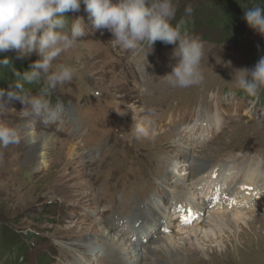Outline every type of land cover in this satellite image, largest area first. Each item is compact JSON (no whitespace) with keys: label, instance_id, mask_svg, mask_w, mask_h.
<instances>
[{"label":"rangeland","instance_id":"obj_1","mask_svg":"<svg viewBox=\"0 0 264 264\" xmlns=\"http://www.w3.org/2000/svg\"><path fill=\"white\" fill-rule=\"evenodd\" d=\"M188 4L193 13L185 18L184 29L200 39L204 53L200 64L204 81L197 87L180 89L166 84L163 76L174 63L170 58L173 45L157 41L152 50L142 47L138 71L125 64L120 49L110 45L111 33L91 30L81 4L79 12L65 15L83 18L88 25L85 35L55 61L75 69V78L49 97L52 106L61 105L57 120L44 125L39 118L24 117L19 101L0 100V124L15 127L20 134L19 144L0 149V264H121L123 257L117 255L116 263L108 253L85 257L86 248L80 243L90 239L100 244L94 239L102 238L106 229L121 237L114 228L118 220L127 219L137 206L143 207L140 203L144 205L149 196L161 197L162 186H173L167 172H174L168 179L175 177L177 184H188L187 175L178 174L179 163L205 159L210 164L221 160L240 165L235 156L253 154L264 162V90L258 98L250 97L234 85L237 70L252 68L264 56V37L251 29L233 36L234 31L221 29L224 24H214L213 0H179L173 24L184 16ZM0 56H7L12 68L21 73L39 58L33 53L27 59H16L15 51ZM11 66L0 68V83L5 84L0 89L11 85ZM24 87L38 93L37 85ZM198 88L208 93V101L227 117L229 127L196 147L191 144L186 158L180 144L189 148V140L176 133L186 119L165 109L175 102L181 108L192 106ZM68 109L74 111L76 124L67 119L66 115H73ZM148 109H154L150 138L122 139L130 125L143 122ZM121 111L126 115L121 117ZM41 132L52 133L56 140L49 142L39 164ZM72 145L76 151L70 160L67 153ZM255 204L239 211L246 212ZM249 213L245 224L233 228L212 226L195 234L191 228L200 229L195 223L183 226L184 232L176 236L181 239L174 244L170 240L180 227H170L164 233L165 242L174 246L176 255H170L167 264H264V206ZM159 251H155L159 257L167 258ZM133 253L130 249L129 255ZM143 259L138 264H145Z\"/></svg>","mask_w":264,"mask_h":264},{"label":"clouds","instance_id":"obj_2","mask_svg":"<svg viewBox=\"0 0 264 264\" xmlns=\"http://www.w3.org/2000/svg\"><path fill=\"white\" fill-rule=\"evenodd\" d=\"M179 0H0V53L15 51L16 59H27L35 53L39 58L21 72L12 68L10 59H0V68L11 66L16 79L7 89H0V100L19 101L24 117L39 118L48 125L57 120L61 105L52 106L49 97L58 86L75 78V69L55 63L68 49L74 48L85 35L84 19H69L65 13L81 10L87 14L91 30L111 33L110 45L120 50H137L147 46L152 50L159 41L173 45L171 71L163 76L171 88L186 89L202 84L200 64L203 44L185 29L186 17L193 7L184 8V16L173 24ZM243 19L255 33L264 37V7L259 4L244 10ZM88 26V25H87ZM234 85L250 97L264 90V56L248 69L236 71ZM25 84L37 85L32 94ZM154 109H148L143 122L129 127L122 139H147L153 133ZM121 117L125 111L118 113ZM20 143L19 131L0 124V149ZM2 154V153H0Z\"/></svg>","mask_w":264,"mask_h":264},{"label":"bare ground","instance_id":"obj_3","mask_svg":"<svg viewBox=\"0 0 264 264\" xmlns=\"http://www.w3.org/2000/svg\"><path fill=\"white\" fill-rule=\"evenodd\" d=\"M67 111L73 114L69 116L66 115L67 119L73 120V122L76 124L78 120L74 111H72V109H68ZM213 119H214L213 115L210 114L200 115L198 113L196 119L194 120V124L190 125L188 127V130L193 131L195 127L198 125L201 126L202 129L206 130L209 128V126L206 124L205 121L213 120ZM80 134L82 135L83 131H81ZM40 136L42 138L40 145L43 150L42 152L40 151L39 154V160H38L39 164L42 162L41 154L47 151L48 150L47 148H49V142L53 139L56 140L55 136L52 133L41 132ZM30 141L33 142L34 139H31ZM188 147L189 148L184 147L181 150L182 153L186 154V156H184L186 158L187 156H189L188 151L190 150L191 146L189 145ZM69 149L71 153L69 152L67 154L69 156V159L71 160L70 157L71 155H73L72 153L76 151V148L75 146L72 145L70 146ZM61 153L63 152L60 150V154ZM191 163H192L191 171L198 172L195 178V182H196V186H199V188H197L198 192L195 195V197H199L201 205L204 204L208 198L211 199L212 203L208 212L209 211L211 212L212 210H222L216 213H210L209 217L207 215L206 216V218L208 217L207 223L199 224L200 226L199 230L196 228H191V232L196 234L197 231L202 232V228L206 229L207 227H212V226L220 227L223 229L224 227L233 228L237 223L245 224L247 218L249 217L248 214H250L249 213L250 211L252 210L255 211L256 209L262 208L264 206V204H262L264 200V174L261 172L262 166L260 164L255 163L253 159H247L243 157L241 163L244 164V169L239 174L237 173L234 175L233 181H230L229 179V176H231L232 174L226 173V171L229 170L227 165H219L216 168V170H214L210 168V164H209L208 168L204 169V167L207 165V163H205V159L199 161L198 159L197 160L193 159L189 163H188V159H186L185 163L184 161L182 162V164L179 163L178 167L181 166L182 169L178 172V174L184 176L187 175L189 173V165ZM183 165H185L186 167H183ZM173 173L174 172L171 173L167 172L166 173L167 177L169 176V174L173 175ZM169 178L170 179L168 180H170L171 182L175 181L174 180L175 177L174 178L169 177ZM185 186L186 184L184 182H180V184H177L179 191H181ZM177 187H175V190H178ZM160 200L163 202L162 197ZM249 201H251V204L253 203L256 204L253 205L251 208L246 209L247 210L246 212L239 211V210H244L248 205H251L249 204ZM140 204L141 206H143L142 203ZM172 206H175V203H173ZM145 207L146 206L144 207L137 206L135 208V211L129 212L127 220L129 225H132L131 226L132 230L136 226H139L141 225V223H145V221L148 220L149 212L145 209ZM147 208L153 209L152 206H147ZM168 209H170V206H168ZM173 212L175 213V209H173ZM168 215L170 216L169 211H168ZM168 215L166 218L165 215H163L164 218L162 216L156 217L158 219V223L156 224H154L152 220H149L147 229H143L138 232L139 235L137 234L136 243L128 242V238L127 241L124 240L123 236H125L128 233L127 230L123 232L120 231V234L122 235L121 237H119L120 235H118V237H115L109 234L111 232L109 229H106L102 233L103 234L102 238L96 237L94 239V241H97V243L100 241V244L98 245H95L94 242H90V239L82 241L80 244L86 248L87 255H85V257L89 256L91 258V255L94 254L99 255L100 253H108L112 257H114L113 262L116 263L119 262L118 259L116 258L117 255L123 257L125 260L123 261L121 260V264H138L141 257L144 258L143 262H145V264L148 263L167 264L168 263L167 261L170 260L169 259L170 255L172 254L176 255L174 246L171 247L166 244L165 239L167 235L165 236L162 230L164 225H166V223L167 226L164 228H169L171 219L168 218ZM184 222H189V224L193 223L189 220L188 217L182 220V223ZM195 224H196L195 227L198 226L197 221L195 222ZM177 226H180V224L177 223ZM180 228L178 229V231L180 232H175V235L171 238L170 240L171 243L174 244L175 239H181V237L176 238V236H180L184 232V229L182 228L180 229ZM204 235L206 236V234ZM145 239L147 240V242H145ZM164 242L165 244L163 245ZM160 247L161 248L163 247V250L160 249ZM130 249L132 250V252H134L132 256L129 255ZM157 249L160 250L159 253L164 252L167 258L162 256L163 254L161 255V257H159L158 253L155 252ZM141 251L143 253H140ZM158 257L162 261H159Z\"/></svg>","mask_w":264,"mask_h":264},{"label":"trees","instance_id":"obj_4","mask_svg":"<svg viewBox=\"0 0 264 264\" xmlns=\"http://www.w3.org/2000/svg\"><path fill=\"white\" fill-rule=\"evenodd\" d=\"M257 4L264 7V0H213V7H215L213 22L214 24H224L221 29L234 31L233 36H238L242 29H250L243 19L244 10ZM208 5L211 6L209 3ZM8 71L6 70V74H8ZM9 74L11 84L15 83L14 73L10 71ZM4 80L6 79L4 78ZM0 84L2 85V83ZM3 85L5 84L3 83ZM28 88L30 89L31 85ZM0 227L2 226L0 225Z\"/></svg>","mask_w":264,"mask_h":264}]
</instances>
